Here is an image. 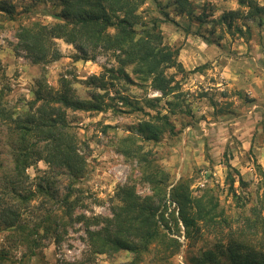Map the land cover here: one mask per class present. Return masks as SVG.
I'll return each mask as SVG.
<instances>
[{"label": "trees", "instance_id": "1", "mask_svg": "<svg viewBox=\"0 0 264 264\" xmlns=\"http://www.w3.org/2000/svg\"><path fill=\"white\" fill-rule=\"evenodd\" d=\"M145 1L33 0L25 7L24 12L28 13L36 5L49 2L60 9L53 14L52 24L31 22L16 29L14 49L31 64L57 61L61 53L55 41L60 39L74 48L79 60L94 61L104 54L115 65L86 80V99L80 98L63 77L57 89L48 86L44 77L38 78L33 98L25 106H11L6 89L0 88V149L6 155L0 154V233H4L0 264H26L43 247V240L48 238L59 245L67 231L78 223L83 225L90 254L128 253V264H143V257L153 249L161 253L170 250L171 256L179 253L182 244L174 236L182 237L186 246L210 238L209 245L200 249L190 264H264V195L238 225L232 226L212 190L203 189L194 195L184 179L169 188V173L157 156L140 144H157L164 135H176L172 119L189 115L180 83L167 75L169 69L184 73L177 59L178 49L163 43L161 20L145 19L142 15L140 9ZM257 1L239 0L238 4L247 9L243 19L264 17V5ZM174 5L178 14L194 18L200 25L205 22V16L193 14L189 0H174ZM16 8L12 0H0V30L9 23L26 20L16 17ZM238 15L237 11H228L211 23L225 26L230 32ZM115 82L121 86H146L160 94L145 100L144 106L155 114L145 113L149 119L130 126L117 143L118 152L135 162L139 180L148 185L150 194L140 196L133 185L124 184L114 195L110 217L76 215L81 201L77 194L81 192L74 185L87 175L89 165L67 113H122L112 104L118 100L131 112L144 114L142 107L115 89ZM112 89L114 96L110 95ZM161 101L164 103L160 106ZM40 162L48 170L31 181L27 170ZM225 167L234 171L237 183L243 185L240 174L229 164ZM52 170L62 171L68 184L56 204L47 206V200L54 199L48 174ZM227 181L232 197L238 201L231 174H227ZM167 202L174 204L175 209L168 211ZM19 246L26 251L23 262L12 255Z\"/></svg>", "mask_w": 264, "mask_h": 264}, {"label": "rangeland", "instance_id": "2", "mask_svg": "<svg viewBox=\"0 0 264 264\" xmlns=\"http://www.w3.org/2000/svg\"><path fill=\"white\" fill-rule=\"evenodd\" d=\"M32 1L12 0L17 7L16 17L26 20L9 23L0 30V88L6 89L11 106H25L33 98L32 91L38 78L44 77L48 86L57 89L59 79L63 77L71 82L80 98L86 99V80L102 74L115 63L104 54L94 61L79 60L74 48L58 39L55 42L61 57L57 61L31 64L22 52L14 49L16 29L31 22L52 24L55 22L53 14L60 11L47 2L25 13V7H29ZM189 1L195 16H205L202 25L194 18L178 14L174 0H146L140 9L145 19L162 21L159 29L163 43L178 49L177 59L184 73L169 69L167 75L180 83L186 110L189 111L188 116L172 119L176 135H164L157 144H140L154 153L169 173V188L184 179L189 182L194 195L203 189L212 190L230 224L236 226L264 195V17L252 21L243 19L247 9L238 4L239 0ZM257 3L262 6L264 0ZM228 11L239 14L233 20L230 32L225 26L211 23ZM236 28L240 31L237 32ZM195 69L198 71L192 72ZM114 85L121 95L142 107L144 114L131 112L118 100L112 104L122 113L112 110L67 113L83 143L82 150L89 165L87 175L74 185L81 192L77 194L81 201L75 210L76 215L110 217L114 195L124 184L133 185L140 196L150 194L148 185L139 180L135 162L126 160L118 152L117 143L130 126L149 119L145 113L155 114L154 110L144 106L145 100L160 97V94L136 84L121 86L115 82ZM110 92L114 96L113 89ZM163 103L161 101L160 106ZM0 154L6 156L2 149ZM226 164L240 174L243 185L237 183L235 172L228 171ZM47 170L40 162L29 168L27 173L33 181L34 177ZM48 174L54 199L45 200L50 206L64 194L68 179L60 170L48 171ZM227 174L236 181L233 188L240 198L238 201L229 190ZM167 204L168 211L175 209L174 204ZM83 229L82 224H74L59 245L48 238L43 240V247L37 249L26 264L130 262L128 253L114 256L90 254ZM3 235L0 233V248L4 245ZM174 237L182 244L179 253L171 256L170 250L161 253L153 249L143 257V264H190L189 260L210 242L209 237H204L186 246L182 237ZM24 253L25 249L19 246L12 255L23 262Z\"/></svg>", "mask_w": 264, "mask_h": 264}]
</instances>
